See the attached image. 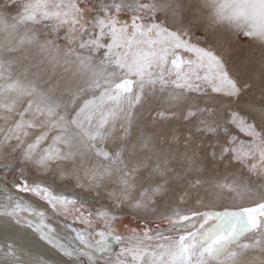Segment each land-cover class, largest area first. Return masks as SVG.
<instances>
[{"label": "snow or ice", "instance_id": "obj_1", "mask_svg": "<svg viewBox=\"0 0 264 264\" xmlns=\"http://www.w3.org/2000/svg\"><path fill=\"white\" fill-rule=\"evenodd\" d=\"M0 264H264V0H0Z\"/></svg>", "mask_w": 264, "mask_h": 264}, {"label": "rangeland", "instance_id": "obj_2", "mask_svg": "<svg viewBox=\"0 0 264 264\" xmlns=\"http://www.w3.org/2000/svg\"><path fill=\"white\" fill-rule=\"evenodd\" d=\"M214 210H220V211H222L223 209H221V208H216V209H214ZM131 221V217H126V218H124V220L122 221V223L123 224H127V223H129ZM113 247L118 251V248L116 247V245L113 243Z\"/></svg>", "mask_w": 264, "mask_h": 264}, {"label": "bare ground", "instance_id": "obj_3", "mask_svg": "<svg viewBox=\"0 0 264 264\" xmlns=\"http://www.w3.org/2000/svg\"><path fill=\"white\" fill-rule=\"evenodd\" d=\"M38 250L41 252L47 251V249L41 244L37 246Z\"/></svg>", "mask_w": 264, "mask_h": 264}]
</instances>
